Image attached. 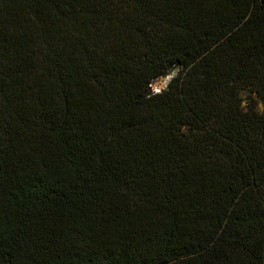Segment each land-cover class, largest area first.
Segmentation results:
<instances>
[{
    "label": "trees",
    "instance_id": "trees-1",
    "mask_svg": "<svg viewBox=\"0 0 264 264\" xmlns=\"http://www.w3.org/2000/svg\"><path fill=\"white\" fill-rule=\"evenodd\" d=\"M260 103L264 0H0V264H264Z\"/></svg>",
    "mask_w": 264,
    "mask_h": 264
},
{
    "label": "rangeland",
    "instance_id": "rangeland-1",
    "mask_svg": "<svg viewBox=\"0 0 264 264\" xmlns=\"http://www.w3.org/2000/svg\"><path fill=\"white\" fill-rule=\"evenodd\" d=\"M168 81H169V77H163V78H160V79H157L154 83H153V89L155 91H160L164 88H166L167 84H168ZM259 108L260 109H264V105L262 103L259 104Z\"/></svg>",
    "mask_w": 264,
    "mask_h": 264
}]
</instances>
